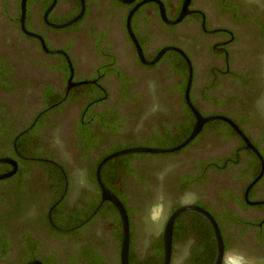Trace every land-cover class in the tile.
<instances>
[{"label":"flooded vegetation","instance_id":"af4514ba","mask_svg":"<svg viewBox=\"0 0 264 264\" xmlns=\"http://www.w3.org/2000/svg\"><path fill=\"white\" fill-rule=\"evenodd\" d=\"M169 48L188 60L192 109L187 65ZM192 110L214 119L179 150L100 170L126 213L128 264L161 263L182 205L214 220L221 264H264V0H0V264H120L116 209L104 201L90 216L95 168L115 148L174 147ZM69 218L88 219L61 231ZM214 256L206 221L177 217L169 264Z\"/></svg>","mask_w":264,"mask_h":264},{"label":"water","instance_id":"95a60500","mask_svg":"<svg viewBox=\"0 0 264 264\" xmlns=\"http://www.w3.org/2000/svg\"><path fill=\"white\" fill-rule=\"evenodd\" d=\"M117 1H119L121 3L132 2V0H117ZM182 14L183 13H181L179 15V17L177 18L176 21H178L181 18ZM129 17H130V14L126 18L127 29H128V24H129ZM129 34H130L131 38L133 39L132 34L130 32H129ZM133 41H134V39H133ZM169 49L174 50L177 53H179L187 65L188 78H187L186 87H185V100H186L188 106L191 108V106L188 103V99H187V92H188V88H189V84H190V66H189L188 60L181 51H179L177 49H173V48H169ZM192 111L194 113L196 121H195V124L193 125L191 132L183 141H181L179 144L175 145L174 147L162 148V149L161 148H127V149L119 150V151L111 153V154L105 156L104 158H102L98 162V164L95 168V177H96L97 185H98V188L100 191V200H99V203L97 204V206L95 207V209L90 214V216H92L98 210V208L101 206L102 202H104V201L110 202L114 206V208L116 209V211L119 215V218H120V225H121L120 246H119V262H120V264H128V248H129L128 221H127L126 213H125V210H124L122 204L102 184L101 179H100V170H101L102 166L104 164H106L107 162H109L110 160H113V159L121 157V156L130 155V154H166V153H171V152L179 150L180 148L185 146L196 135V133L199 131V128L202 125V123H204L208 120L214 119V118L203 119L199 115H197L194 110H192ZM216 119H223V118H217L216 117ZM224 120H226V119H224ZM226 122H228L229 125L234 129V131L244 140L247 147L250 148L255 153L260 164L262 165V160H261L259 154L249 145L246 138H244V136L235 128V126H233V124H231L228 120H226ZM9 174L0 175V179L7 177ZM256 179L252 183H254L256 181ZM184 213H195V214L199 215L200 217H202L206 221V223L208 224V226L211 230L212 237H213L214 244H215V256H214V260H213L212 264H221L224 253H223L222 240H221L218 228H217L214 220L211 218V216L207 212H205L204 210H202L196 206H193V205H182L179 208H177L176 210H174L170 214V216L168 217V219H167V221L163 227L162 234H161L162 260H161L160 264H169L170 252H171L172 225H173V222L175 221V219ZM48 217H49V215H48ZM88 218H86L84 221L80 222L79 224L75 225L72 228H68V229H64V230L59 229V230L65 231V232L72 231V230L78 228L79 226H81ZM29 264H39V263L31 262Z\"/></svg>","mask_w":264,"mask_h":264},{"label":"clouds","instance_id":"9594fccd","mask_svg":"<svg viewBox=\"0 0 264 264\" xmlns=\"http://www.w3.org/2000/svg\"><path fill=\"white\" fill-rule=\"evenodd\" d=\"M196 199H197L196 195L192 193L189 195L188 199H183V202L191 203L194 202ZM165 216H166V204L163 197H159L158 202L153 205V208L151 210L150 220L155 224H160L165 218ZM238 264H248V261L243 255H240L238 259Z\"/></svg>","mask_w":264,"mask_h":264},{"label":"trees","instance_id":"16d2710c","mask_svg":"<svg viewBox=\"0 0 264 264\" xmlns=\"http://www.w3.org/2000/svg\"><path fill=\"white\" fill-rule=\"evenodd\" d=\"M128 148V147H127ZM126 147L125 148H115L114 149V151H119V150H122V149H127ZM70 220L69 221H67V223H66V225H65V227H72V225H75V224H77V221L76 220H74L73 218L71 219V218H69ZM62 227H64V225L62 226ZM156 264H160V262L158 261Z\"/></svg>","mask_w":264,"mask_h":264}]
</instances>
